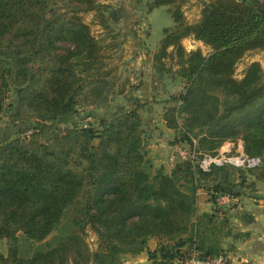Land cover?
<instances>
[{
	"label": "trees",
	"instance_id": "obj_1",
	"mask_svg": "<svg viewBox=\"0 0 264 264\" xmlns=\"http://www.w3.org/2000/svg\"><path fill=\"white\" fill-rule=\"evenodd\" d=\"M130 1L137 7L145 0ZM147 1L150 10L167 5L175 22L155 53L157 72L183 82L162 114L177 133L174 142L196 146L201 159L226 141L235 147L242 141L260 164H213L205 171L197 160H185L170 173L153 171L141 114L148 102L130 95V108L96 111L124 90H117L106 38L94 35L83 14L95 12L110 30V5L0 0V111L8 116L0 138V240L9 245L0 264H129L124 255L144 251L151 264H185L192 248L204 258L227 256L224 241L233 227L224 211H231L230 203L201 211L199 193L216 204L224 194L257 197L252 191L264 183V68L253 61L243 77L235 76L247 52L264 50V0H212L195 22L183 10L191 0ZM188 37L212 51H188ZM81 107L92 108L82 119L99 126L59 122L64 115L78 117ZM69 211L71 230L22 253V236L44 242ZM85 224L97 235L95 249ZM150 238L157 239L154 248Z\"/></svg>",
	"mask_w": 264,
	"mask_h": 264
},
{
	"label": "rangeland",
	"instance_id": "obj_2",
	"mask_svg": "<svg viewBox=\"0 0 264 264\" xmlns=\"http://www.w3.org/2000/svg\"><path fill=\"white\" fill-rule=\"evenodd\" d=\"M99 1L104 4L110 5L108 13L111 16L110 30H105L98 23L97 15L93 11L84 13L83 18L87 23L91 25L92 32L95 36H97L99 39L106 38L104 41L105 44H107L105 50L108 56L107 61L111 67L115 68L117 74L119 75L117 90L122 88L124 90L123 93L117 92L115 94L113 101L108 108L96 109L97 113L101 116L102 114H111L121 107L130 108L132 106V104L128 102L127 96H139L141 94L140 91H138L139 86L138 84H136L137 80L134 79V82L132 83H130L129 81V76L131 74L135 75L137 72L142 70V66H139V68H137L135 63L138 59L137 56L139 55V51L142 50L143 52L145 51L144 53H146V64L143 65L144 68L149 69L150 65V68L155 69V71L157 72L156 67L158 65V61L155 59V53L158 51L161 44V40L165 35L166 31L171 29L175 25V22L167 5L157 6L150 10L147 4V0L143 1V3H141L137 7H133L131 5L132 3L130 0ZM210 1L212 0H191L190 2L186 3L183 7V10L188 22H195L199 20L204 4ZM106 35L107 37H105ZM183 41L186 43V49L188 51L198 48H201L204 54H209L212 51V48L210 46L204 44L202 41L197 40L193 37L185 38ZM149 59L151 60V62H149ZM147 60L149 64H147ZM253 61H259L264 68V50L247 52L237 64L235 76L237 78L243 77L245 68ZM159 75L161 76L160 73ZM163 76V79H158L159 87H161L159 89V92L157 93L156 91H154L152 94H150L149 92L143 91L141 94L142 97H140L142 101L144 100V102H153L158 100L156 98H164L167 94V90H165V88L169 89L171 91L170 93L172 94L178 92L179 90H182L183 82L180 79H178L174 83V81L170 77L166 75ZM165 82L168 85L165 84ZM127 83H129L128 87ZM9 95L10 96L7 98L5 105H8L9 102L13 101L14 99V95L12 93ZM170 104L172 103H168V105ZM155 105L157 109L161 110L163 109L165 103L158 102ZM91 109L92 108L81 107L80 115L78 117H74L71 120L67 119L61 124L63 126H71L92 123L95 126H99V123L95 119H92L90 117L82 119V117ZM141 114L143 117L145 132L149 139L146 141V149L147 158L152 164V170L155 171L163 167L165 172L170 173L173 168L169 163V154L171 150L177 144H179L174 142L177 133L173 129H170V131H166L167 126L163 125V122L161 123L160 119L152 125L145 123L146 114L144 109L141 110ZM7 120L8 116L6 109L1 110L0 138L3 136L2 128L6 125ZM225 143L220 147V150H223V146L225 145ZM242 148L244 147H240L238 143V145L235 147V151H237L238 149L241 150ZM260 189L261 188L258 187L257 191H259ZM257 191H252V193ZM205 196L208 197L207 193L202 191L201 197L198 201V205L201 211H203L202 209L206 208L207 206L208 208H210L208 210H213L214 207L216 208L215 210H217L218 208H222L221 204H219L218 202L214 204L208 201L207 204ZM245 197L246 196L243 195L242 199H245ZM236 201L238 202V199L230 203V210L238 206ZM243 201L245 203L248 202L247 200ZM243 204L244 203H242V205ZM224 212H227L229 214L231 211ZM72 216L73 212L69 211L64 217L62 224L59 226V228L55 232H53L44 242L28 241L24 236H22V253L31 254L37 248L47 247L49 243L55 241L57 235L65 231L71 230L73 228L71 220ZM85 230L87 231V240L90 243L91 248L95 249L98 245L97 235L91 229L89 224H86ZM156 244L157 239L150 238L148 247L154 248ZM8 247L9 245L7 239H1L0 252L6 254L8 251ZM123 260L124 262L129 264H151L147 251H144V254L140 255H124Z\"/></svg>",
	"mask_w": 264,
	"mask_h": 264
},
{
	"label": "crops",
	"instance_id": "obj_3",
	"mask_svg": "<svg viewBox=\"0 0 264 264\" xmlns=\"http://www.w3.org/2000/svg\"><path fill=\"white\" fill-rule=\"evenodd\" d=\"M183 44L186 47V43L184 41ZM142 52V50L139 51V55L137 56L138 59L135 62L137 68L142 66V70L137 72L135 75L131 74L129 76V81L132 83L134 82V79L137 80L136 84H138V91H140L141 94L143 91L149 92L150 94L154 91L158 93L161 88L159 87L158 79L161 80L163 77L160 76L155 69H151L150 65L149 69L144 68L143 65L146 64V53H144L145 51L143 53ZM149 62H151L150 59ZM149 62L147 60V64H149ZM165 84L167 83L165 82ZM128 86L129 83H127V87ZM165 90H167V94L164 98H156L158 100L153 102L149 101L144 107L146 114L145 123L152 125L160 119L161 123L163 122V125L166 126V124H164L165 122L162 118V114L165 107L168 105L167 100L170 98V94L172 93H170L171 91L167 88H165ZM141 94L139 97H142ZM158 102L165 103L163 109H157L155 104ZM166 131H170V129L166 127ZM239 145L240 147H244V143L242 141L239 142ZM259 188L261 189L254 193V195H258L257 197L246 196L245 199H242V196L238 202L236 201L238 206L233 208L228 214L233 231L224 241V247L226 248V254L228 257L227 264H264V183H260ZM201 194L202 192L199 193V198L201 197ZM205 198L208 204V199L206 196ZM243 200H247L248 202L246 203L248 204H246ZM242 203L244 204L242 205ZM208 209L210 208L207 206L202 210ZM141 254H144V252Z\"/></svg>",
	"mask_w": 264,
	"mask_h": 264
},
{
	"label": "built area",
	"instance_id": "obj_4",
	"mask_svg": "<svg viewBox=\"0 0 264 264\" xmlns=\"http://www.w3.org/2000/svg\"><path fill=\"white\" fill-rule=\"evenodd\" d=\"M198 154L199 153L196 150V146H191L188 143H179L171 150L169 154V163L173 168L178 162L185 160H197L200 168L208 171L213 164L232 165L235 167H255L261 162L259 157L248 156L245 153L244 148L235 151L234 143L230 141L226 142L223 146V150H219L217 154H204L201 159H197ZM235 200L236 198L232 197L230 194H224L218 198V203L225 205ZM227 259L228 257L222 254L214 257L204 258L199 255V252L196 248H192L189 256H187L183 262L185 264H225Z\"/></svg>",
	"mask_w": 264,
	"mask_h": 264
},
{
	"label": "water",
	"instance_id": "obj_5",
	"mask_svg": "<svg viewBox=\"0 0 264 264\" xmlns=\"http://www.w3.org/2000/svg\"><path fill=\"white\" fill-rule=\"evenodd\" d=\"M243 1H246V0H243ZM67 119H68V117L66 115H64V116L59 117L58 120H59V122H65ZM85 226H86V224H85Z\"/></svg>",
	"mask_w": 264,
	"mask_h": 264
}]
</instances>
